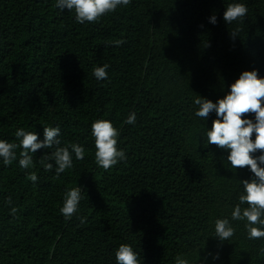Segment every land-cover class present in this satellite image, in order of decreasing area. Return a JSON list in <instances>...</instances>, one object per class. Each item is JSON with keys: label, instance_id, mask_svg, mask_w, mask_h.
I'll use <instances>...</instances> for the list:
<instances>
[{"label": "trees", "instance_id": "obj_1", "mask_svg": "<svg viewBox=\"0 0 264 264\" xmlns=\"http://www.w3.org/2000/svg\"><path fill=\"white\" fill-rule=\"evenodd\" d=\"M229 2L129 0L78 23L55 0H0V138L18 144L24 127L40 139L43 125L58 124L61 144L84 145L60 174L39 162L47 148L29 169L17 163L19 146L16 160L0 164V264H116L121 243L141 264H173L177 254L192 264H264V237L248 238L243 221H232L228 240L215 237V218L230 217L253 173L207 143L214 112L194 115L196 97L222 98L241 71L264 76V0H243L244 18L226 23ZM104 62L108 77L97 81L92 68ZM132 111L135 123H126ZM100 117L114 122L126 152L107 170L94 160L90 125ZM76 184L83 223L58 210Z\"/></svg>", "mask_w": 264, "mask_h": 264}, {"label": "clouds", "instance_id": "obj_2", "mask_svg": "<svg viewBox=\"0 0 264 264\" xmlns=\"http://www.w3.org/2000/svg\"><path fill=\"white\" fill-rule=\"evenodd\" d=\"M129 0H55V7L62 11L67 8L74 11V19L78 23L98 20L106 13L114 12L123 7ZM248 11L243 0H231L222 13L226 23L243 19ZM209 23H216V16L208 17ZM238 29L233 30L235 34ZM119 45L121 39L112 41ZM109 64L104 62L94 65L92 75L97 81L108 77ZM198 107L194 115L206 120L210 112L215 113L211 127H206L207 143L227 149V161L230 165L245 166L253 173V177L241 180L243 191L238 196V203L232 206L230 217H216L214 233L220 241L232 237L236 228L232 221H243V228L248 238L264 237V76L258 74L256 68L243 70L237 79L229 86L226 94L218 97L215 102L211 99L198 96L193 101ZM251 113L252 115H244ZM136 113L129 112L125 122L134 124ZM91 136L95 146L94 160L97 166L109 169L119 161L126 159L125 149L118 144L119 129L110 119L100 117L91 122ZM255 133L253 138L252 134ZM18 139L11 142L0 138V164L7 166L17 159L16 149L19 146L18 165L22 169L33 166V153L39 148L53 149L45 153L39 161L45 170L54 169L55 174L62 173L66 168H72L74 158L80 160L84 156V145L78 142L61 144L60 126L57 124L43 125L42 138L38 139L36 131L17 127L14 133ZM257 150H260L258 154ZM28 178L35 182V171L27 173ZM81 186L65 188L59 213L64 219H70L74 214L81 223L85 217L79 215V202L84 198ZM3 205L10 214L15 215L16 206L12 205L11 196H5ZM264 251V248L260 249ZM116 264H141L139 251L130 243H121L114 249ZM218 253L213 255L216 259ZM206 260V257H205ZM173 264H192L185 255L177 254ZM197 264V261H196ZM204 264V261H201Z\"/></svg>", "mask_w": 264, "mask_h": 264}]
</instances>
